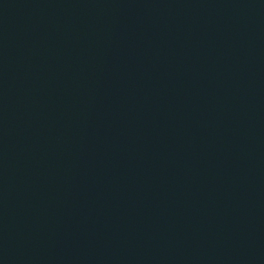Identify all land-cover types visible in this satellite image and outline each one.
<instances>
[{"label": "water", "instance_id": "water-1", "mask_svg": "<svg viewBox=\"0 0 264 264\" xmlns=\"http://www.w3.org/2000/svg\"><path fill=\"white\" fill-rule=\"evenodd\" d=\"M0 264H264V0H0Z\"/></svg>", "mask_w": 264, "mask_h": 264}]
</instances>
